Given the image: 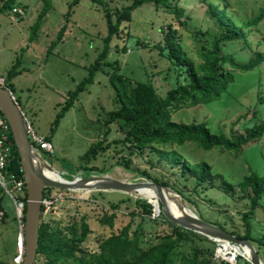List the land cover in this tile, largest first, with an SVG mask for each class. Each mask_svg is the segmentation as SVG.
<instances>
[{"label":"rangeland","instance_id":"rangeland-1","mask_svg":"<svg viewBox=\"0 0 264 264\" xmlns=\"http://www.w3.org/2000/svg\"><path fill=\"white\" fill-rule=\"evenodd\" d=\"M46 2L51 8L40 28L35 30ZM210 2L233 15L237 22L253 20L264 11V0H209L205 3L180 0L178 7L184 9L180 20L169 10H155L152 4L133 11L131 21H124L119 34L112 38L107 56L95 71L94 83L78 96L57 127L54 126L57 114L70 94L89 77L90 69L106 50L107 12L116 23V13L130 6L133 0H104V4L92 0H22L14 9H22L24 14H15L14 9L0 12V76L9 79V89L35 131L51 137L54 155L42 152V157L65 179L110 177L134 184L155 183L144 175L148 173L182 192L186 207L201 220L244 236L243 217L251 210V203L249 190L244 192L241 184L251 171L264 176V138L244 145L237 155L219 147L207 151L195 142L177 147L184 162L190 165L204 162L212 167L214 184L206 181L200 186L195 177L181 172L182 164L166 165L156 155L134 151L122 142L126 136L119 125L107 122L110 112L120 107L113 85L118 84L117 77H121L127 87L150 84L162 99L180 85L189 83L187 68L168 56L163 33L170 26L178 31L182 51L198 66L203 62L204 47H210L213 35L219 32L217 19L209 10ZM64 28L61 42L51 49ZM247 37L249 46L244 42L227 45L225 52L233 53L242 63L253 58L257 51L264 53V18ZM172 120L177 124L205 123L212 134L225 135L230 140L233 135H246L247 129L264 120V62L251 73L235 72V82L221 100L195 107L182 106L173 113ZM103 140L106 149L99 150L87 164L84 155L92 145ZM126 163L132 170L125 168ZM1 189L0 186L4 209H0V264L12 261L21 264L19 227L11 219L18 211L13 199L8 194L9 197L4 196ZM49 190L47 200L51 204L45 210L46 221L57 223L67 233V227L84 219L91 233L81 249L88 253L99 251L103 240L119 233L131 221V233L141 226L139 233L145 247L159 243L172 232L171 226L158 219L159 216L144 215L135 205L137 199L148 200L144 196L113 191ZM126 199L130 200L113 210V204ZM113 211L117 213L114 226L102 224V217ZM253 213L251 234L260 246L264 263V246L260 245L264 244V195ZM197 235L202 237L199 245L215 248L218 261L244 264L246 259L242 256L231 262L232 251L227 255L220 252L223 242Z\"/></svg>","mask_w":264,"mask_h":264},{"label":"trees","instance_id":"trees-1","mask_svg":"<svg viewBox=\"0 0 264 264\" xmlns=\"http://www.w3.org/2000/svg\"><path fill=\"white\" fill-rule=\"evenodd\" d=\"M2 6L0 12L11 11L16 5H20L22 0H0ZM47 1V0H46ZM98 4H104V0H92ZM180 0H133V3L125 8L122 12H117V21L113 23L110 12H107V22L109 27L108 36L105 39L106 50L90 69L89 77L84 79L77 89L70 94L69 99L65 102L61 111L57 114L54 126L57 127L65 114L74 106L78 96L87 90V87L94 83V74L97 68H100L102 60L107 56L108 49L112 38L119 34L120 27L124 21L130 22L132 12L147 4H152L155 10L164 8L176 15L178 20L184 13L183 8L178 7ZM203 3L209 0H200ZM46 7L43 9L35 24V30H38L42 24L44 17L49 12L51 5L46 2ZM211 15L217 19L219 32L213 35V41L210 47H204L201 53L202 63L198 66L186 57L180 46L179 33L172 26L164 32L165 43L169 49L168 56L172 61L177 60V64L187 68L189 83L180 85L176 90L171 91L166 98L162 99L158 96L155 88L147 83H137L134 86L127 87L121 77H117L118 84H113L116 89L117 103L120 107L117 110L110 112L108 125L117 123L121 131L125 134V139L122 141L132 147L134 151L140 153H149L159 157L161 162L166 165L176 166L182 164L181 172L190 174L197 179V185H203L209 181L211 185L213 181L212 167L207 163H199L190 165L184 162L183 157L176 151L177 147L184 146L185 143L195 142L202 146L204 150L210 151L214 148H222L228 152L239 154L244 145L250 142L258 143L264 138V120L256 124L254 127L247 129L246 135L235 136L227 139L225 135L212 134L209 127L205 123L201 124H177L172 120L173 113L182 106L195 107L205 105L221 100L223 94L227 93L231 84L235 82V72L251 73L255 71L264 62V53L255 52L254 57L247 62H240L235 59V55L231 52H225L227 45H232L244 42L248 44V37L253 28H258V25L264 18V11L261 16L247 21L237 22L233 15H229L224 9L221 10L219 5L209 3ZM65 28L60 32L59 38L51 45L54 49L61 42ZM9 86V79H6ZM1 113V111H0ZM108 136V134L106 133ZM50 141L51 137L46 136ZM14 141V138H12ZM105 140L92 145L84 155L85 162L90 163L92 158L97 156L98 151H104ZM15 155L18 161L11 163L12 171L19 174V178L24 179V173L21 171V160L14 141ZM126 169L132 170L129 163H126ZM144 175L152 178L155 183L170 187L175 190L174 185L151 177L148 173ZM221 178V177H220ZM241 189L246 192L249 190L251 210L243 217L246 227V234L240 236L233 233L239 239H247L252 244H256L260 255V246H257V241L251 234L250 217L254 214V210L259 205V201L264 195V176H260L256 171H251V174L244 179L241 184ZM4 196L7 193L1 189ZM46 190L44 198H47ZM179 193V192H178ZM103 195V193H99ZM180 195L185 200V195L180 192ZM15 200L23 203L22 216H18L16 211L10 217L19 227L17 229L18 238L21 233H24L25 211L27 193L24 189L23 194H14ZM2 197L0 198V209ZM127 200L121 201L118 204H113V210H118L120 206ZM16 207V203L12 200ZM135 205L142 209L144 215L149 217L154 215V208L145 199H137ZM17 209V207H16ZM158 219L168 223L172 232L165 235L155 245L145 247L141 242L140 230L138 225L135 232L131 233V223L123 227L121 231L111 237L103 240L100 244L99 251L88 253L81 249V244L88 239L91 229L89 224L82 221L72 223L65 233L57 223L46 221L45 206L42 205L41 225L39 230V248L36 264H230L225 260L215 258V248L199 245L202 237L197 233L183 229L169 221L162 212ZM18 211V210H17ZM143 215V216H144ZM135 215L133 214L132 217ZM117 218V213L113 211L111 214H105L102 219V224L114 226V221ZM226 230L224 226L216 224ZM208 242L213 244L209 239ZM264 246V244H260ZM18 247V242L15 244ZM261 256V255H260ZM243 259V258H242ZM244 260V259H243ZM2 264H14L10 263ZM239 264V261H238ZM244 264H251L244 260Z\"/></svg>","mask_w":264,"mask_h":264},{"label":"water","instance_id":"water-1","mask_svg":"<svg viewBox=\"0 0 264 264\" xmlns=\"http://www.w3.org/2000/svg\"><path fill=\"white\" fill-rule=\"evenodd\" d=\"M0 111L9 122L15 145L17 147L26 184V211L24 233L19 237L21 264H36L39 248V230L41 225L42 205L47 189L64 191H99L121 192L139 195L144 189H151L156 193V204L149 200L154 208L155 217L164 216L177 226L214 239L232 243L237 248L247 251L249 257L243 256L251 264H264L257 248L247 239H239L230 232L207 223L191 213L186 207L184 198L174 189L157 183H128L110 177H89L73 181H57L47 176V170L54 169L42 157V152L29 139L27 119L19 105L13 100L6 89L0 88ZM60 175V172H58ZM169 199L179 204L181 214H176ZM157 206V207H156ZM22 216V211H21ZM20 216V217H21Z\"/></svg>","mask_w":264,"mask_h":264},{"label":"built area","instance_id":"built-area-1","mask_svg":"<svg viewBox=\"0 0 264 264\" xmlns=\"http://www.w3.org/2000/svg\"><path fill=\"white\" fill-rule=\"evenodd\" d=\"M13 12L19 15L24 14L22 9H14ZM0 88L9 91L13 100L17 103L15 96L9 89L6 78L3 76H0ZM27 129L29 139L32 144L37 147L41 152L53 156L54 147L51 142L48 141L45 136L37 133L33 128L32 123L28 120ZM12 138L13 134L11 126L5 116L0 113V186L5 190V192L10 196V198L14 200L19 216H21L20 213L24 204L17 202L15 200L14 194H23L24 189H26V184L25 180L19 178V174L17 172L12 171L10 168L11 163L18 161L15 155L14 141L12 140ZM21 171L23 172L22 167ZM50 204L51 202H49L47 198H44L43 205L45 206V208L49 207ZM220 245L224 246V244L222 243H220Z\"/></svg>","mask_w":264,"mask_h":264},{"label":"bare ground","instance_id":"bare-ground-1","mask_svg":"<svg viewBox=\"0 0 264 264\" xmlns=\"http://www.w3.org/2000/svg\"><path fill=\"white\" fill-rule=\"evenodd\" d=\"M47 176H49L50 178L55 179L57 181H68L61 174L59 175L58 174V170H56V169H49V170H47ZM139 196H144L148 200L152 201L154 204L157 205V203L155 201L157 199L156 198V193L153 190H151V189H144V190H142L140 192ZM169 201H170V205H171L173 211L176 214H181L182 211L180 210L179 204L177 202H175L173 199H169ZM219 241L224 243L223 249L220 251L223 255H227V252L229 253L230 251H232V253H233L232 255L233 256L230 259L231 262L234 261V260H236L237 259L236 257H238V256L249 257L246 250H243L241 248L239 249L236 246H234L232 244H229L226 241H222V240H219Z\"/></svg>","mask_w":264,"mask_h":264},{"label":"crops","instance_id":"crops-1","mask_svg":"<svg viewBox=\"0 0 264 264\" xmlns=\"http://www.w3.org/2000/svg\"><path fill=\"white\" fill-rule=\"evenodd\" d=\"M0 8H1V6H0Z\"/></svg>","mask_w":264,"mask_h":264}]
</instances>
